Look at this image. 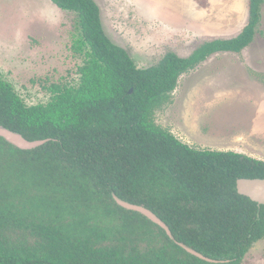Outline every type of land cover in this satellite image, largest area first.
I'll return each instance as SVG.
<instances>
[{
    "label": "trees",
    "instance_id": "obj_1",
    "mask_svg": "<svg viewBox=\"0 0 264 264\" xmlns=\"http://www.w3.org/2000/svg\"><path fill=\"white\" fill-rule=\"evenodd\" d=\"M51 2L77 16L83 65L77 84L53 85L49 102L32 106L0 76V126L47 140L23 151L0 137V264H242L264 240V205L237 181L264 179V161L191 147L155 117L182 76L254 42L264 0H249L237 37L146 69L106 35L95 0ZM114 196L152 211L175 241Z\"/></svg>",
    "mask_w": 264,
    "mask_h": 264
},
{
    "label": "rangeland",
    "instance_id": "obj_2",
    "mask_svg": "<svg viewBox=\"0 0 264 264\" xmlns=\"http://www.w3.org/2000/svg\"><path fill=\"white\" fill-rule=\"evenodd\" d=\"M95 1L106 35L140 69L169 52L187 58L205 42L235 38L249 19V0ZM79 34L77 16L51 0H0V76L27 105L47 104L53 85L78 83ZM155 119L191 147L219 150L243 136L260 143L237 139L246 146L238 152L264 154V3L254 42L240 54L218 53L182 76ZM242 264H264V240Z\"/></svg>",
    "mask_w": 264,
    "mask_h": 264
},
{
    "label": "water",
    "instance_id": "obj_3",
    "mask_svg": "<svg viewBox=\"0 0 264 264\" xmlns=\"http://www.w3.org/2000/svg\"><path fill=\"white\" fill-rule=\"evenodd\" d=\"M130 93H132V90L130 91ZM0 137L3 138L10 145L23 151H31L47 143V140L30 142L27 139H25L21 134L12 132L2 126H0ZM237 191L241 196L247 197L259 205H264V179H239L237 181ZM114 199L120 207L128 211L140 213L143 216L147 217L153 223L159 225L167 232L168 236L175 241V238L172 232L169 230V228L152 211H150L149 209L143 206H137L125 202L120 198H118L117 196H114ZM179 245L183 249H185L188 253L196 256L201 260H204L209 263H220L218 261L208 259L207 257L203 256L202 254L198 253L194 249L184 244L179 243Z\"/></svg>",
    "mask_w": 264,
    "mask_h": 264
},
{
    "label": "crops",
    "instance_id": "obj_4",
    "mask_svg": "<svg viewBox=\"0 0 264 264\" xmlns=\"http://www.w3.org/2000/svg\"><path fill=\"white\" fill-rule=\"evenodd\" d=\"M237 139H243L247 144H252V143H256V144H259L260 143V140H256V141H254V140H252V139H247V137H243V136H240V137H236L235 138V141H233L232 143H227V144H224V145H221V148H220V146H218L217 144H215V145H213L214 147H219L220 149L219 150H217V151H226V152H228V151H232V152H234V151H236L237 153H240L241 154V152H238V151H242L241 149H242V146L244 145L243 143H241V142H237L236 140ZM245 146V145H244ZM248 146V145H247ZM246 147V146H245ZM255 147H256V145H255ZM213 150V149H212ZM260 155L258 156V155H252V156H249V157H252V158H255V159H258V160H261V161H264V154H262V153H259Z\"/></svg>",
    "mask_w": 264,
    "mask_h": 264
}]
</instances>
